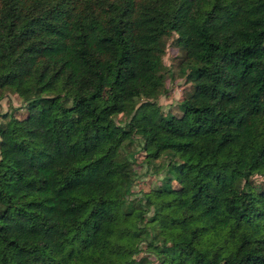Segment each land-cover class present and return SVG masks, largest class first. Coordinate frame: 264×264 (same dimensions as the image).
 <instances>
[{
    "label": "trees",
    "instance_id": "1",
    "mask_svg": "<svg viewBox=\"0 0 264 264\" xmlns=\"http://www.w3.org/2000/svg\"><path fill=\"white\" fill-rule=\"evenodd\" d=\"M168 32L177 114L147 95ZM0 89L25 109L0 116V264H264V0H0ZM134 135L165 158L150 213L117 180Z\"/></svg>",
    "mask_w": 264,
    "mask_h": 264
},
{
    "label": "rangeland",
    "instance_id": "2",
    "mask_svg": "<svg viewBox=\"0 0 264 264\" xmlns=\"http://www.w3.org/2000/svg\"><path fill=\"white\" fill-rule=\"evenodd\" d=\"M173 33H163L162 39L164 42V51L161 56L162 67L160 69V75L156 76L148 88L147 95L155 99L163 111H170L178 113L177 101L180 96L187 93L190 84L185 81L184 75L179 67V60L183 50L173 43ZM21 100L11 91L6 89H0V116L2 113H12L17 117H21L25 113V109L20 106ZM122 114H116L115 119H123ZM2 118V117H0ZM138 150L137 137L131 138L130 141H126L123 146L118 149V156L128 159L127 152H133L134 162H130L126 167L119 170L117 173V180L120 184H124L127 180H130L129 189L130 192L127 198L132 199L133 212L137 213L144 206V212L150 213L152 205L145 196H142V192L147 190L152 185L159 181V177L162 175V163L165 158H153L148 161L143 160V155ZM251 185L264 183V179L259 174H252L249 177ZM173 184H175L173 182ZM151 201V199L149 200ZM145 205H150L145 208Z\"/></svg>",
    "mask_w": 264,
    "mask_h": 264
}]
</instances>
